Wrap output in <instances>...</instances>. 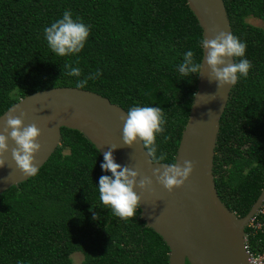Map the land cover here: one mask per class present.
I'll return each instance as SVG.
<instances>
[{"label": "trees", "instance_id": "1", "mask_svg": "<svg viewBox=\"0 0 264 264\" xmlns=\"http://www.w3.org/2000/svg\"><path fill=\"white\" fill-rule=\"evenodd\" d=\"M233 35L246 43L252 67L238 77L221 119L214 158L219 197L246 216L264 189V0H224ZM72 13L89 28L80 53L60 57L44 29ZM203 30L186 0H0V117L35 92L75 87L96 71L85 89L127 112L134 106L163 110L156 137L160 163L176 162L199 74L178 71L191 50L201 63ZM235 61V62H236ZM81 69L65 74L64 65ZM170 139L165 141V137ZM147 150V149H146ZM103 157L79 131L62 128L50 159L19 186L0 196V264H169V247L140 217L122 219L99 198ZM249 228H246V233ZM259 237H251L257 249ZM187 264H190L187 262Z\"/></svg>", "mask_w": 264, "mask_h": 264}, {"label": "water", "instance_id": "2", "mask_svg": "<svg viewBox=\"0 0 264 264\" xmlns=\"http://www.w3.org/2000/svg\"><path fill=\"white\" fill-rule=\"evenodd\" d=\"M203 30V39H212L221 31L233 34L224 0H186ZM207 53L203 49V56ZM235 63V58L231 60ZM210 69L202 58V74L194 96L191 114L183 131L176 162L193 163V172L185 184L168 192L152 175L170 165L155 164L147 155L142 142L129 147L123 144V121L127 111L108 98L93 91L59 87L26 96L0 117V133L8 115L26 113L24 125L35 123L41 131L38 143L41 151L34 156L40 170L62 142V128L81 132L100 152L111 147L115 162L149 177L152 185L134 191L141 198L140 217L146 227L159 234L169 247V264H251L246 250V228L264 202V189L250 212L240 218L229 210L218 195L214 158L221 127L234 85L218 89L209 80ZM9 151L0 167V196L33 176H25L11 156L14 142L8 139ZM38 170V171H39Z\"/></svg>", "mask_w": 264, "mask_h": 264}, {"label": "clouds", "instance_id": "3", "mask_svg": "<svg viewBox=\"0 0 264 264\" xmlns=\"http://www.w3.org/2000/svg\"><path fill=\"white\" fill-rule=\"evenodd\" d=\"M45 38L51 51L60 57L78 54L85 46L89 37V28L79 19L74 20L70 11H65L62 18L44 29ZM200 44L206 57L203 61L210 69L209 80L216 81L218 89L227 85H234L239 76L247 77L252 67L248 59H240L235 63L233 58H243L246 53V43L241 42L231 33L221 31L212 39H201ZM194 54L191 50L184 54L183 62L178 66V71L184 75L202 74V62H194ZM65 74L72 77H80L81 69L64 65ZM102 73L96 71L83 80H79L77 88H83L88 80L98 78ZM26 113L20 116L8 115L3 132L0 133V167L5 165L4 154L9 151L8 139L10 138L15 147L11 149V156L17 168L25 176H35L38 173L37 161L34 156L41 151L38 138L41 131L35 123L24 125ZM123 121L122 140L123 144L132 147L137 141L142 142L151 162L160 164L166 159L164 153L157 155L156 137L164 132L163 110L152 106H134L129 109ZM165 141L170 139L166 136ZM115 147L104 153V162L100 165L104 172H110L111 176L103 175L99 179V198L101 202L111 208L113 214L122 219L136 216L141 198L134 191L139 187L141 190L149 188L153 181L149 177L140 178L138 171L127 166L122 167L115 162L113 151ZM194 165L185 160L183 166L174 162L166 166L163 171L159 168L153 170L152 175L168 192L182 187L193 172Z\"/></svg>", "mask_w": 264, "mask_h": 264}, {"label": "built area", "instance_id": "4", "mask_svg": "<svg viewBox=\"0 0 264 264\" xmlns=\"http://www.w3.org/2000/svg\"><path fill=\"white\" fill-rule=\"evenodd\" d=\"M247 228H249V232L245 235V243L251 264H264V202ZM251 237H259L257 249L253 247Z\"/></svg>", "mask_w": 264, "mask_h": 264}, {"label": "rangeland", "instance_id": "5", "mask_svg": "<svg viewBox=\"0 0 264 264\" xmlns=\"http://www.w3.org/2000/svg\"><path fill=\"white\" fill-rule=\"evenodd\" d=\"M248 22L258 27H264V23L261 20L255 18H249ZM72 259L73 264H82L83 255L81 253H75L72 255Z\"/></svg>", "mask_w": 264, "mask_h": 264}]
</instances>
